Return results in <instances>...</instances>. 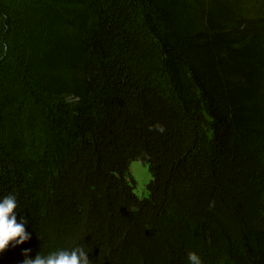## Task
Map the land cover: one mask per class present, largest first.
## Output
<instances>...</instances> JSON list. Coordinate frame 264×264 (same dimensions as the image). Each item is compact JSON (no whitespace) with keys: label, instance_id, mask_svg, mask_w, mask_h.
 I'll return each instance as SVG.
<instances>
[{"label":"trees","instance_id":"1","mask_svg":"<svg viewBox=\"0 0 264 264\" xmlns=\"http://www.w3.org/2000/svg\"><path fill=\"white\" fill-rule=\"evenodd\" d=\"M10 193L32 238L0 264H264V0H0Z\"/></svg>","mask_w":264,"mask_h":264},{"label":"clouds","instance_id":"2","mask_svg":"<svg viewBox=\"0 0 264 264\" xmlns=\"http://www.w3.org/2000/svg\"><path fill=\"white\" fill-rule=\"evenodd\" d=\"M4 51H7V46H4ZM153 127L160 133L165 131L163 125L157 124ZM137 179H141V177L137 176ZM142 186L143 180H141ZM17 210L18 198L15 194L10 193L0 197V254L9 247L15 248L23 245L32 238V233L27 231L29 219L21 215L18 222ZM21 251L24 256L21 264H92L89 257L90 250L78 243L58 247L47 254H42L39 251L34 257L30 256L31 248H23ZM186 259L187 264H204L202 257L193 250L187 252Z\"/></svg>","mask_w":264,"mask_h":264},{"label":"rangeland","instance_id":"3","mask_svg":"<svg viewBox=\"0 0 264 264\" xmlns=\"http://www.w3.org/2000/svg\"><path fill=\"white\" fill-rule=\"evenodd\" d=\"M129 172L135 181V187H136L135 193L139 197L146 195L147 194L146 185L151 179V174L149 173L147 167L143 166L138 161H133L130 164ZM137 176H140L141 179H137ZM141 180H143L142 187H141Z\"/></svg>","mask_w":264,"mask_h":264}]
</instances>
